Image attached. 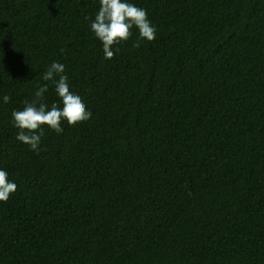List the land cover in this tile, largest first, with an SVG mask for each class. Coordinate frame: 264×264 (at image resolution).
Wrapping results in <instances>:
<instances>
[{
    "label": "trees",
    "instance_id": "1",
    "mask_svg": "<svg viewBox=\"0 0 264 264\" xmlns=\"http://www.w3.org/2000/svg\"><path fill=\"white\" fill-rule=\"evenodd\" d=\"M152 42L105 59L99 0H0V264H264V0H128ZM86 17L88 19H86ZM89 120L40 151L13 110L53 62ZM10 100L4 103L3 97Z\"/></svg>",
    "mask_w": 264,
    "mask_h": 264
},
{
    "label": "clouds",
    "instance_id": "2",
    "mask_svg": "<svg viewBox=\"0 0 264 264\" xmlns=\"http://www.w3.org/2000/svg\"><path fill=\"white\" fill-rule=\"evenodd\" d=\"M99 4V10L91 21L90 30L102 42L105 59L114 58L119 48H115L114 51L113 47L127 42L133 34L131 31L133 27L139 32V38L133 44L134 48H139L142 40L152 42L156 39L157 29L148 19L144 8L137 7L128 0H99ZM42 79L54 85L62 107L52 103L49 108L45 101L48 84H44L37 86L31 100L26 99L23 102L22 110H13L11 114L13 126L19 130L16 139L29 145L30 150L37 154L45 134L44 126L60 134L63 132V121L66 120L70 126H74L89 120L92 116L81 97L70 91L64 64L55 61L51 63ZM9 100L10 97L4 95V103H8ZM7 177V172L0 170V202H7L10 195L17 191L18 186Z\"/></svg>",
    "mask_w": 264,
    "mask_h": 264
}]
</instances>
